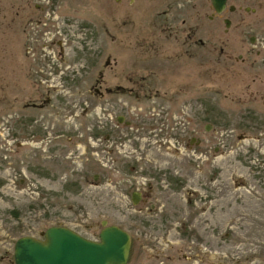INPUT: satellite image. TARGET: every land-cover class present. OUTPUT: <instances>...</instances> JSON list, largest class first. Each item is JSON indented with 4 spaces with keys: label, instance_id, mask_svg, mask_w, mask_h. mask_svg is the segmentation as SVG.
I'll return each instance as SVG.
<instances>
[{
    "label": "rangeland",
    "instance_id": "obj_1",
    "mask_svg": "<svg viewBox=\"0 0 264 264\" xmlns=\"http://www.w3.org/2000/svg\"><path fill=\"white\" fill-rule=\"evenodd\" d=\"M192 1L202 16L195 9L162 15L159 0H0V248L5 256L18 238L42 239L50 226L98 240L105 221L130 234L127 264H264V0H230L238 9L221 15L209 0ZM257 6V15L243 11ZM225 17L231 19L227 28ZM182 20L204 24L195 39L204 41L207 71L201 74L195 60L200 74L195 67L193 81L194 98H207L209 119L198 123L195 115L192 134L181 137L187 142L192 135L199 144L146 152L150 160L173 163L179 186L168 205L158 198L153 209L138 207L129 197L122 202V195L155 181L133 173L137 186L120 191L127 176L108 173L92 158L90 87L99 72L108 73V56L119 66L124 57L135 56L127 40L148 34L159 40V32L152 31ZM160 40L165 52L177 50L176 41ZM32 63L47 77L40 78L39 71L31 76ZM38 81L60 92L48 96L50 103L74 106L56 117L66 127L65 146L74 156L67 151L65 170L49 175L47 159L40 153L31 157L37 141L26 136L29 119L42 131L47 122L45 110L23 107L41 97L31 91ZM68 136L77 137L75 145ZM206 144L209 153L202 154ZM132 156L139 158L137 149L130 161Z\"/></svg>",
    "mask_w": 264,
    "mask_h": 264
},
{
    "label": "flooded vegetation",
    "instance_id": "obj_2",
    "mask_svg": "<svg viewBox=\"0 0 264 264\" xmlns=\"http://www.w3.org/2000/svg\"><path fill=\"white\" fill-rule=\"evenodd\" d=\"M117 1L120 2V0ZM159 5L161 9L158 13L162 15L182 10L193 11V9L199 16L204 14L203 9L197 8L192 0H159ZM237 6L236 3L226 0L225 7L220 13H217L213 6L212 8L215 14L221 15L226 10L234 13L238 9ZM258 7L261 9V6L244 7L243 11L245 14L257 15ZM257 21L256 18L252 25L256 26ZM226 22L229 24L227 25ZM223 23L227 28L231 25V19L225 17ZM203 28L204 24H189L186 20H182L180 25L164 24L158 31H152L159 32V40H153L151 38L153 34L146 35L141 41L127 40L128 46L132 44L135 56L124 57L122 66H119L121 63L117 61V58L108 56L105 61L108 73L105 76L103 72H99L92 82L90 87L92 98L89 100V108L93 113L89 128L92 158L102 167L107 168L108 173L127 176V178L123 177L124 188H120V191L125 192L131 185L137 186L139 181L133 173L139 174L138 176L152 175L155 181L154 184L147 182L146 187H135L128 195L125 193L122 195V202L129 197L135 206H148L153 209L159 205L158 198L162 201L161 205L165 206L176 193L179 184L172 177L175 173L173 163L164 161L169 164V167H160L159 165L164 164L162 161L156 158L150 160L145 154L152 149L154 151L163 149L168 153L167 150L172 149L173 144L186 142L181 137L188 133L192 134L195 115L198 123L209 119L207 98H202L201 102L199 97L194 98L195 67L196 74H200L195 60L201 62V74L207 71V66L203 62L206 60L203 52L204 41L195 39V33ZM160 37L165 41H176L177 50L165 52L164 48L157 45L161 43ZM38 71L41 73L40 78L47 77L42 69L38 68ZM38 71L34 69L32 63L31 76ZM41 84L47 85L38 81L35 83L36 87L31 90L33 95L35 93L41 97L34 99L30 97L29 102L23 107L46 111L44 121L47 122L42 125L43 131L37 128L38 122L31 118L27 121L26 136L33 143L37 141V145L32 147L31 157L36 158L40 153L42 159L46 158L44 170L49 175L57 169L61 172L65 170L63 159L67 157V151L73 155V148L65 146L66 127L61 119L56 117L64 116L67 108L69 112H73L74 106L66 107L62 103H50L48 96L60 92L54 86L49 88L48 85L41 89L39 88ZM12 137L18 140L16 134ZM67 138L71 145H75L78 140L75 136ZM187 142L199 144L200 139L191 135ZM41 145L43 148H40ZM186 147L189 148V145ZM205 148L201 151L202 154L209 153L208 144ZM134 149H137L140 156L138 159L132 156L133 159L130 161L129 154ZM98 179L100 174L97 171L93 182L96 183ZM164 202L167 203L164 204ZM129 258L130 252L127 263ZM0 264H15L14 248L9 256H5V252L2 253L0 248Z\"/></svg>",
    "mask_w": 264,
    "mask_h": 264
},
{
    "label": "water",
    "instance_id": "obj_3",
    "mask_svg": "<svg viewBox=\"0 0 264 264\" xmlns=\"http://www.w3.org/2000/svg\"><path fill=\"white\" fill-rule=\"evenodd\" d=\"M210 1L217 13L225 7L226 0ZM102 224L98 240L65 226L48 227L42 239L20 237L14 246L15 264H127L130 234L105 221Z\"/></svg>",
    "mask_w": 264,
    "mask_h": 264
},
{
    "label": "bare ground",
    "instance_id": "obj_4",
    "mask_svg": "<svg viewBox=\"0 0 264 264\" xmlns=\"http://www.w3.org/2000/svg\"><path fill=\"white\" fill-rule=\"evenodd\" d=\"M129 252H130V250H129Z\"/></svg>",
    "mask_w": 264,
    "mask_h": 264
}]
</instances>
